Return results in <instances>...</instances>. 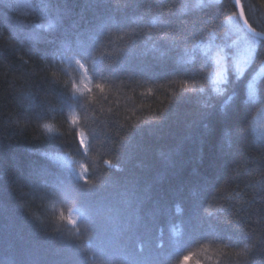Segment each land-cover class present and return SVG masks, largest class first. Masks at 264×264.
Returning <instances> with one entry per match:
<instances>
[{"label": "trees", "instance_id": "trees-1", "mask_svg": "<svg viewBox=\"0 0 264 264\" xmlns=\"http://www.w3.org/2000/svg\"><path fill=\"white\" fill-rule=\"evenodd\" d=\"M0 264H264V40L232 0H0Z\"/></svg>", "mask_w": 264, "mask_h": 264}, {"label": "water", "instance_id": "water-1", "mask_svg": "<svg viewBox=\"0 0 264 264\" xmlns=\"http://www.w3.org/2000/svg\"><path fill=\"white\" fill-rule=\"evenodd\" d=\"M232 1H233L234 6H235V9H236L238 19H239L242 27L244 28V30L247 33H249L250 35H252V36H254L256 38L264 40V34L259 32V31L254 30L247 23L246 19L244 18V14H243V11H242V7H241V4H240V1L239 0H232Z\"/></svg>", "mask_w": 264, "mask_h": 264}, {"label": "snow or ice", "instance_id": "snow-or-ice-1", "mask_svg": "<svg viewBox=\"0 0 264 264\" xmlns=\"http://www.w3.org/2000/svg\"><path fill=\"white\" fill-rule=\"evenodd\" d=\"M250 89L252 88V85H249ZM63 219V217H61ZM69 223H72L71 220H69ZM185 259H191V257H185Z\"/></svg>", "mask_w": 264, "mask_h": 264}, {"label": "bare ground", "instance_id": "bare-ground-1", "mask_svg": "<svg viewBox=\"0 0 264 264\" xmlns=\"http://www.w3.org/2000/svg\"><path fill=\"white\" fill-rule=\"evenodd\" d=\"M240 1V0H239Z\"/></svg>", "mask_w": 264, "mask_h": 264}]
</instances>
